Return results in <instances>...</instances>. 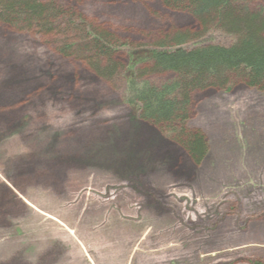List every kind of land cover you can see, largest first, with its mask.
I'll return each instance as SVG.
<instances>
[{
  "label": "rangeland",
  "instance_id": "obj_1",
  "mask_svg": "<svg viewBox=\"0 0 264 264\" xmlns=\"http://www.w3.org/2000/svg\"><path fill=\"white\" fill-rule=\"evenodd\" d=\"M47 1L75 21L69 38L77 22L105 34L121 71L101 77L54 31L0 22V264H264V90L192 94L188 127L208 144L195 166L138 118L122 71L127 50L199 22L161 0ZM247 2L264 14V0ZM147 64L136 83L172 77Z\"/></svg>",
  "mask_w": 264,
  "mask_h": 264
},
{
  "label": "trees",
  "instance_id": "obj_2",
  "mask_svg": "<svg viewBox=\"0 0 264 264\" xmlns=\"http://www.w3.org/2000/svg\"><path fill=\"white\" fill-rule=\"evenodd\" d=\"M161 1L168 8L188 12L199 22L201 31L175 32L151 47L127 50V68L122 73L138 118L169 131L197 166L206 155L208 144L202 131L188 127L191 96L210 88L229 89L231 83L264 90V14L250 9L248 0ZM67 16L53 1L0 0V22L30 32L54 31L66 41L59 49L61 53L76 54L101 77L111 78L119 73L121 65L112 59L111 43L105 34L91 33L77 22L75 28L80 36L69 38L68 30L72 31L75 21L64 22ZM213 30L227 33L233 40L226 44L201 41L205 33ZM144 63H148L150 72L169 73L172 77L158 85L136 83L132 78L135 68ZM105 161L121 162L107 158Z\"/></svg>",
  "mask_w": 264,
  "mask_h": 264
}]
</instances>
